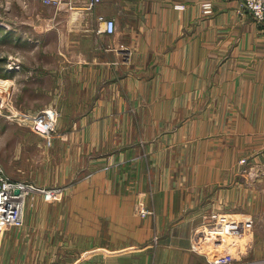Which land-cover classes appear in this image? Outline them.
I'll use <instances>...</instances> for the list:
<instances>
[{
	"label": "crops",
	"instance_id": "0c3cea01",
	"mask_svg": "<svg viewBox=\"0 0 264 264\" xmlns=\"http://www.w3.org/2000/svg\"><path fill=\"white\" fill-rule=\"evenodd\" d=\"M203 1L101 0L89 11L117 23L116 32L108 34L99 31L104 24L95 18V24L87 25L89 33L82 35L112 42L107 80L102 83L111 96L103 99L102 93L96 107L105 105L113 112L87 115L81 121L94 120L95 130L71 133V139L79 135L93 145L68 148L77 157L58 184L68 181L66 201L79 210L80 219L82 212L86 219L89 209L94 210L96 242H103L101 221H112L125 246L119 256L127 258L98 250L85 264H208L210 243L203 237L201 242L197 232L203 236L209 214L218 209L228 214L232 228L236 221L237 229H247L245 244L241 238L234 250L226 251L232 249L240 257L237 264H264V176L250 178L247 173L250 166H264V23L250 16L242 0H213L210 16L203 15ZM69 2L68 11L79 15L91 8V0ZM76 23L84 27L81 19ZM32 38L17 32L16 39L26 43H49L54 36ZM40 52L53 55L48 47ZM46 66L38 80L55 82V89L47 87L55 106L63 98L66 68ZM25 67L21 63L22 74L38 73V67H30L31 72ZM76 85L81 91L89 87L82 79ZM22 86L35 89L27 82ZM121 88L127 90L126 98L120 97ZM121 106L163 108L160 113L148 110V120L136 118L141 128L136 139L142 137L145 145L126 141L123 146L132 131L118 136L114 123L119 115L114 112ZM106 124L111 130H105ZM89 151L94 157H84ZM77 173V181L68 180ZM87 173L93 177L82 179ZM138 199L155 214L137 216ZM30 201L28 197L27 204ZM223 230H211L224 237L222 244L237 236V230ZM102 255L111 258L103 260Z\"/></svg>",
	"mask_w": 264,
	"mask_h": 264
},
{
	"label": "rangeland",
	"instance_id": "374dc122",
	"mask_svg": "<svg viewBox=\"0 0 264 264\" xmlns=\"http://www.w3.org/2000/svg\"><path fill=\"white\" fill-rule=\"evenodd\" d=\"M65 2L66 5H64ZM206 2L212 3L211 14H214V2L213 0L202 2L203 15L210 16V13L205 12ZM68 3L70 4L69 0H58L53 3H46L43 0H0V167L9 182H21L36 189V191L28 192L25 197L23 210L26 212L23 211L22 224L11 225L0 232V264H85V258L98 250H103L104 253L114 251L119 258H127L125 255L119 256L122 253L121 249L125 246H122L123 243L119 241L121 239L118 235L119 231L112 226V221H101L103 242L102 244L96 242L94 235L97 221L92 212L94 210L89 209L86 219L82 212L80 219L79 210L74 209V204L66 201L67 190L70 187L66 184L68 181L65 184H58L63 180L64 173L72 165L73 159L77 157L71 155L68 148L93 145L85 143L79 135L71 139V133L95 130L94 120L87 123L81 121L85 120L87 115L105 116L113 112L111 107H105V105L96 107L98 100L111 96L106 83H102L107 80L106 72L108 62L111 61L112 42L109 38L103 42L104 44L95 37L82 39L85 37L82 35L89 33L87 25L93 22L95 24V18L99 14L95 15L89 11L94 12L100 2L89 10L83 11L82 15L69 12L71 7ZM176 7L182 9L185 5L177 4ZM72 9L77 10L75 7ZM80 19L84 27L74 26ZM17 32L30 38H37L43 34L52 35L54 38L49 43L38 42L36 38V43H26L16 39ZM44 47H48V51H51L53 55L41 54L40 51ZM33 50L39 54H32ZM61 52H65L66 55ZM23 62L26 64L27 72H31L30 67H38V73L35 69L36 74H22L20 66ZM46 64L54 69L64 66L66 68L64 84L67 85L61 87L63 98L55 102V106L53 101V104L49 102L52 92L47 91L49 86L50 89L57 87L53 84L55 82L51 79H46L44 82L38 80L43 75L44 69H47ZM85 66L86 71H84ZM82 68L84 69L81 71ZM121 72L124 73L125 70ZM31 77L35 80H31ZM3 79H10L13 83L6 87ZM81 79L84 82L87 80L89 87L86 91H81L76 85ZM26 82L35 89L26 87L23 89L22 84ZM103 87L106 89H102ZM9 88V95L5 96V91ZM119 92L121 98L127 97V90L121 88ZM102 93L103 99H101ZM46 109L52 110L58 116L57 130L51 135L38 129L32 118ZM151 109L156 110L155 113H160L163 108L121 106L119 111L114 112V115H119V121L116 120L117 122L114 123L120 130L118 136L123 134L125 136L126 132L132 131L130 140L123 141L125 142L123 146H127L126 141L138 147L145 145L142 137L136 139L141 129L136 118L139 116L141 119L144 117L148 120L150 117L148 110ZM154 118L156 119L157 115H154ZM105 127V130H111V124H106ZM66 133L69 135L65 140ZM118 141L122 145V139ZM91 153L89 151V154L84 157H94V152ZM144 156L152 162L149 155ZM241 162L247 163L246 158L241 159ZM117 167L120 168L121 164L114 166V168ZM77 168L78 171L79 166ZM247 173L251 175L250 178L264 176V166L258 169L250 166ZM92 177L87 173L85 176L83 174L82 179ZM78 179V173L74 179L68 178L73 182ZM52 180L57 181L53 183ZM47 191L53 192V196L47 197ZM28 197L31 201L27 204ZM135 213L137 216L146 218L154 215L155 211L147 206L144 200L138 199ZM218 213L223 211L218 209L211 212L208 221L213 220V214ZM205 232L202 233L203 236L200 232L197 233L200 240L203 237L210 243L212 252L208 257V264H214L212 260L219 258L228 247L234 250L235 244L240 242L241 238L242 243L247 240L245 227L244 229L239 227L237 236L224 244H222L224 240L222 235L210 233L208 230ZM157 239L158 236L155 235L153 241L156 242ZM218 243L222 245L219 246ZM232 249L227 250L233 254V261L230 263L237 264L240 257H237ZM117 255L115 254L114 258ZM102 256L103 260L111 258L110 255Z\"/></svg>",
	"mask_w": 264,
	"mask_h": 264
},
{
	"label": "built area",
	"instance_id": "2783aa9c",
	"mask_svg": "<svg viewBox=\"0 0 264 264\" xmlns=\"http://www.w3.org/2000/svg\"><path fill=\"white\" fill-rule=\"evenodd\" d=\"M46 3L57 2L58 0H43ZM101 0H91L90 6L94 7ZM245 10L258 22L264 23V0H242ZM205 12H212V3L206 2L204 4ZM97 19L100 23L104 24L103 27L99 28V31L113 34L117 30L116 20L112 17H108L104 14H98ZM25 117L27 115L23 114ZM34 118L35 126L42 132H46L51 135L57 130L56 122L58 116L54 114L52 110L46 109L39 115L32 117ZM5 176L4 171L0 167V232L11 225L22 224L23 218V206L25 204V197L28 192L25 191L27 184L24 183H11ZM31 188L30 191H36L35 187L28 186ZM19 189V192H16ZM53 196V192L47 191V197ZM20 203V205H17ZM6 206V207H5ZM228 214L218 213L213 214V220H209L205 225V231L216 230L217 228H224V232L236 231V221L234 228L231 227L230 221L228 220ZM242 223V221H241ZM246 222H243L244 225ZM221 232V231H219ZM222 233V232H221ZM217 256V255H216ZM216 258V257H215ZM214 264H224L233 261V254L230 251L223 252L219 258L212 260ZM231 264V263H230Z\"/></svg>",
	"mask_w": 264,
	"mask_h": 264
},
{
	"label": "bare ground",
	"instance_id": "6f19581e",
	"mask_svg": "<svg viewBox=\"0 0 264 264\" xmlns=\"http://www.w3.org/2000/svg\"><path fill=\"white\" fill-rule=\"evenodd\" d=\"M3 84H5L4 86L8 87V86H10V84H12V81L10 79H6V80H3ZM9 92H10V88H9V90L5 91V96H8ZM24 190L29 192V190H31V188L27 186V187H25ZM17 205H20V203H18Z\"/></svg>",
	"mask_w": 264,
	"mask_h": 264
},
{
	"label": "water",
	"instance_id": "95a60500",
	"mask_svg": "<svg viewBox=\"0 0 264 264\" xmlns=\"http://www.w3.org/2000/svg\"><path fill=\"white\" fill-rule=\"evenodd\" d=\"M16 192H19V189H17V191Z\"/></svg>",
	"mask_w": 264,
	"mask_h": 264
}]
</instances>
